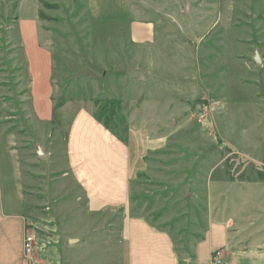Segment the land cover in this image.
I'll return each instance as SVG.
<instances>
[{"label":"rangeland","instance_id":"374dc122","mask_svg":"<svg viewBox=\"0 0 264 264\" xmlns=\"http://www.w3.org/2000/svg\"><path fill=\"white\" fill-rule=\"evenodd\" d=\"M22 1L54 62L45 123L30 99L50 113L35 71L30 97ZM133 20L154 24V42H130ZM81 107L115 132L144 126L131 211L169 231L184 264L210 221L229 225L230 248H264V0H0V134L26 177L28 264H119L120 209L90 213L68 170V125Z\"/></svg>","mask_w":264,"mask_h":264},{"label":"crops","instance_id":"0c3cea01","mask_svg":"<svg viewBox=\"0 0 264 264\" xmlns=\"http://www.w3.org/2000/svg\"><path fill=\"white\" fill-rule=\"evenodd\" d=\"M23 2L18 9H24L25 23L33 39L25 42L22 29L23 37L20 33L18 35L30 79V97L36 82L32 72L35 71L40 93L51 109L49 114L41 115L30 98L36 118L45 123L54 116V62L51 51L41 43L37 17L27 13L28 6ZM20 23L19 16L17 28ZM155 35L152 22H130L128 38L133 45H149L154 42ZM149 49L153 55L154 50ZM142 126H124L114 132L91 111L79 108L71 117L66 136L68 170L84 193L90 213L120 209L119 264H184L172 234L153 225L147 217L131 211L133 142L139 140ZM25 184L26 177L12 137L0 134V264H28L23 253V237L28 230ZM229 243V225L210 221L204 236L193 246V264H211V254L218 249L223 251V264H264V248L240 250L230 248ZM109 264H112L110 259Z\"/></svg>","mask_w":264,"mask_h":264},{"label":"built area","instance_id":"2783aa9c","mask_svg":"<svg viewBox=\"0 0 264 264\" xmlns=\"http://www.w3.org/2000/svg\"><path fill=\"white\" fill-rule=\"evenodd\" d=\"M35 234L27 230L23 237V253L26 261H31L35 250ZM224 257L221 249L215 250L211 254V264H223Z\"/></svg>","mask_w":264,"mask_h":264},{"label":"trees","instance_id":"16d2710c","mask_svg":"<svg viewBox=\"0 0 264 264\" xmlns=\"http://www.w3.org/2000/svg\"><path fill=\"white\" fill-rule=\"evenodd\" d=\"M114 102L118 104V100H116V101H114ZM95 116H96V115H95ZM96 118H97L100 122H102V123L104 124V126H106L107 128H109L110 130H112V131H114V132L117 131V129L115 130V128L112 129L111 127H109V125L107 124L106 121H102V119H101L100 116H96ZM6 133H11V131H10V130H6ZM28 226H29V225H26V229L28 228Z\"/></svg>","mask_w":264,"mask_h":264},{"label":"water","instance_id":"95a60500","mask_svg":"<svg viewBox=\"0 0 264 264\" xmlns=\"http://www.w3.org/2000/svg\"><path fill=\"white\" fill-rule=\"evenodd\" d=\"M257 63H259L258 59L256 58ZM76 239H71L70 242H74Z\"/></svg>","mask_w":264,"mask_h":264}]
</instances>
